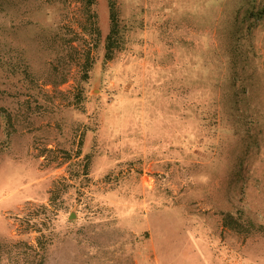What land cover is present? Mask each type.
Returning <instances> with one entry per match:
<instances>
[{
	"label": "rangeland",
	"instance_id": "rangeland-1",
	"mask_svg": "<svg viewBox=\"0 0 264 264\" xmlns=\"http://www.w3.org/2000/svg\"><path fill=\"white\" fill-rule=\"evenodd\" d=\"M109 1L0 0V264H264V0Z\"/></svg>",
	"mask_w": 264,
	"mask_h": 264
},
{
	"label": "trees",
	"instance_id": "trees-1",
	"mask_svg": "<svg viewBox=\"0 0 264 264\" xmlns=\"http://www.w3.org/2000/svg\"><path fill=\"white\" fill-rule=\"evenodd\" d=\"M81 2L85 12H89V8L94 4V0H81ZM109 6H110V14H109L110 30L107 36L105 37V44H104V50H105L104 59L106 61H109L113 58L115 52L118 51V49L120 48L119 44L121 41L118 22H117V15L114 10L113 2L109 1ZM88 14H89L88 18L91 19L92 22H90L89 24L90 25L89 31H86V29L84 30L85 32H87V34L98 38L100 36V31L96 26V20H95L96 15L90 13ZM91 48L92 47L87 48V50L84 52V59L79 67L80 79L82 81L88 80L89 72L94 63V57L90 53Z\"/></svg>",
	"mask_w": 264,
	"mask_h": 264
}]
</instances>
